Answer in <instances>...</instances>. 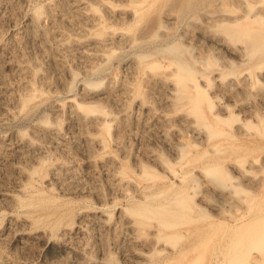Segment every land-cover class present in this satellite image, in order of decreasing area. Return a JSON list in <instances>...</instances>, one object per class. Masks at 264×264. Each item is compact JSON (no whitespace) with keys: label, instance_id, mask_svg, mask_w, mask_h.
<instances>
[{"label":"rangeland","instance_id":"obj_1","mask_svg":"<svg viewBox=\"0 0 264 264\" xmlns=\"http://www.w3.org/2000/svg\"><path fill=\"white\" fill-rule=\"evenodd\" d=\"M61 1L0 0V264H264V0Z\"/></svg>","mask_w":264,"mask_h":264},{"label":"bare ground","instance_id":"obj_2","mask_svg":"<svg viewBox=\"0 0 264 264\" xmlns=\"http://www.w3.org/2000/svg\"><path fill=\"white\" fill-rule=\"evenodd\" d=\"M62 1L64 3H67L66 0H62ZM62 1H61V3L63 4ZM48 13H49L48 17L51 20V22L53 23V27L56 30L53 31L49 27H45V26L43 27V25H41L42 26L41 31H42V34H43L42 35L43 39L44 40L51 39V38H54L58 34V35H60V37H62L58 41V44L60 45L61 48L69 49L72 46H74V44H78L79 41H74V42L73 41H65L64 38L66 36V33H65V31L62 28H60V25H59V22H58L60 20H58V21L56 20V17L54 16L52 10H50ZM31 21H32L33 26L36 27V28H37V26L40 27L41 22H43V21H41V17L39 15H34ZM32 28H30V32L32 30H36L35 28H33V29ZM241 32L247 35V38H248V40H249V42L251 44L252 50H256L259 47V45L261 44V42L264 41V30H262V29H249V28H246V30L242 29ZM104 40H105V38H101L97 42L102 44ZM19 68H20L21 71L24 70L23 72L25 74L27 73V72H25L27 67H19ZM175 72H176L175 74L177 76V82H175V84H174V89L179 93V95L181 97L182 96H188L190 98V100H191L193 111L195 113H197L198 115H200L199 101L201 99L206 98L207 96L204 93V90L194 81L195 78H194L193 71L189 67H177ZM188 79H193L194 82H192L191 85L197 90V92H198L197 95H192V94H190L188 92V90H187V85H188L187 80ZM78 106H80L85 111V114H83L82 116L78 115V122L84 128L88 127L87 129L85 128V130H86V131L84 130L85 132H82V133H86L84 136L87 138L88 145L90 146V144H91V147H93L92 143L93 144L94 143L103 144L104 139H103L102 136L99 135L100 134L99 132L102 131V130H109V128H110V123L107 121L106 115H101L100 116V115H98L96 113H91V112L94 111V107H95L94 105L79 104ZM92 114H95V115H92ZM123 122L121 120V123H123ZM81 126H79V127H81ZM52 129H54V128H52ZM52 133L55 134V132H52ZM34 143L35 142L33 140H31V139L27 140L26 139V145L27 146H32ZM64 149H65V147H64ZM117 178H118L117 180H119V182H120L123 177H117ZM244 219L245 218H241L240 221H242Z\"/></svg>","mask_w":264,"mask_h":264}]
</instances>
